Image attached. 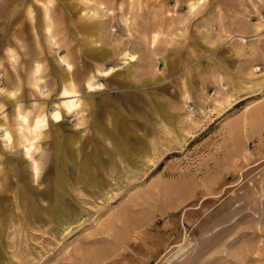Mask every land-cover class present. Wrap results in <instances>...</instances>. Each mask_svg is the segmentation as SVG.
<instances>
[{
	"label": "rangeland",
	"instance_id": "obj_1",
	"mask_svg": "<svg viewBox=\"0 0 264 264\" xmlns=\"http://www.w3.org/2000/svg\"><path fill=\"white\" fill-rule=\"evenodd\" d=\"M187 1L0 0V264H264V0Z\"/></svg>",
	"mask_w": 264,
	"mask_h": 264
},
{
	"label": "bare ground",
	"instance_id": "obj_2",
	"mask_svg": "<svg viewBox=\"0 0 264 264\" xmlns=\"http://www.w3.org/2000/svg\"><path fill=\"white\" fill-rule=\"evenodd\" d=\"M188 11L193 13L196 11L198 7V2L196 1H189L188 3ZM200 4V2H199ZM45 19L46 15H45ZM46 31L48 29L46 25ZM122 57H125L128 62L133 61L135 59V56L133 54H129L127 52H121ZM120 56V55H119ZM123 59V58H122ZM60 60L64 62L66 65L67 69L71 68V65L65 61L63 57H60ZM36 62V61H34ZM38 64V63H37ZM33 69V68H32ZM38 69V67H36ZM114 68L109 67L107 70H104L101 72L103 76H107L111 72H113ZM36 72V70H35ZM67 74V73H64ZM65 80V79H64ZM94 82V81H93ZM91 79H86L85 80V87L88 91H94L95 89H100L102 87L101 83L94 84ZM38 84V83H37ZM77 82L74 80V78L70 75H68V80L66 84L63 85L61 89V96L64 98L63 101H61L59 108L55 109L51 113H49V116L43 111L40 110L31 120L28 118L29 116L27 115H21L17 113V118L20 120V128L23 133V137L25 138L24 141L26 143L22 144L24 152L26 156L31 160V170L33 172L34 177L36 178L38 176V163L36 160L33 158L32 153L34 150H36L37 145V139L40 137L42 134L43 130L46 128L48 123V118L49 120L54 123L53 125H58L59 122H61L65 116L68 115H73L79 112V107L81 105L80 100H79V90L77 86ZM39 85V84H38ZM37 86V85H36ZM9 96H11L10 93H7ZM56 127V126H55ZM56 130V129H55ZM58 133V130H57ZM3 139L7 142V144L12 143V137L11 133L8 131V129L3 130ZM139 141L136 139L133 140L132 146L133 147H138ZM95 177V176H94Z\"/></svg>",
	"mask_w": 264,
	"mask_h": 264
},
{
	"label": "crops",
	"instance_id": "obj_3",
	"mask_svg": "<svg viewBox=\"0 0 264 264\" xmlns=\"http://www.w3.org/2000/svg\"><path fill=\"white\" fill-rule=\"evenodd\" d=\"M191 1H193V0H190V2ZM188 3H189V1H187ZM189 5V4H188ZM189 7V6H188ZM47 27H48V29H49V25L47 24ZM100 38L99 37H97L95 40H96V42L95 43H97L98 42V40H99ZM12 48L10 47L9 49H7V51H6V59H7V61L9 62V64L12 66L13 65V63H14V60H13V58H10L8 55L9 54H12L11 53V50ZM101 55H103V56H105L106 55V53L104 52V51H102L101 52ZM60 57H64V56H60ZM60 57H59V60H60ZM65 58V57H64ZM32 60V62H33V66L35 67H38V65H39V58L38 57H35V58H33V59H31ZM67 60V59H66ZM34 61H36V62H34ZM61 61V60H60ZM62 62V61H61ZM70 65H71V68L70 69H67V67H66V65H65V71H64V73H67V74H64L63 73V78L65 79H63L64 80V83H63V85L64 84H66V82H67V80H68V75H70V76H72L73 78H74V80L78 83L79 81H78V77H77V75H75L74 73H73V67H72V64L69 62V61H67ZM38 63V64H37ZM64 63V62H63ZM78 84H80V83H78ZM63 85H61V88H62V86ZM78 87H79V85H78ZM61 88H59L60 90H61ZM9 90H11L12 92H13V94H12V96H9L7 93L9 92ZM0 91H2L5 95H6V97H7V99H9V101H12V97H15V94H16V92H17V88H15L14 86H11V87H7L6 89H4V90H2V89H0ZM17 112L18 113H20L21 115H24V113H26L27 112V110H21V106L20 105H15V109H14V117H15V119H16V121H17V125H18V120H17V118H16V115H17ZM55 126H57V125H55ZM10 133H11V131L10 130H8ZM11 136H12V134H11ZM15 140V139H14ZM15 143V142H14Z\"/></svg>",
	"mask_w": 264,
	"mask_h": 264
}]
</instances>
